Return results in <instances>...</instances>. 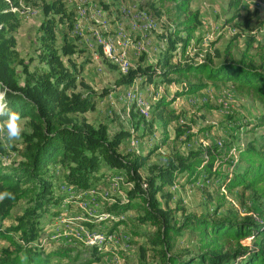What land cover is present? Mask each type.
Here are the masks:
<instances>
[{
  "label": "trees",
  "instance_id": "16d2710c",
  "mask_svg": "<svg viewBox=\"0 0 264 264\" xmlns=\"http://www.w3.org/2000/svg\"><path fill=\"white\" fill-rule=\"evenodd\" d=\"M156 1L165 6V12L174 24L166 35L163 58L153 65L129 68L116 78L115 86L130 84L136 78L153 82L160 76L168 83L186 78L172 96L160 95L154 103L153 111L164 125L180 117L172 106L176 98L192 95L209 82L230 81L264 103V51L259 54V62L255 61L249 52L250 41L238 58L226 52L228 56L219 62L205 56L200 61L174 63L172 58L178 43L183 54L194 39L199 11L189 7V0ZM257 1L264 4V0ZM239 3L240 0H233L232 7L236 10ZM8 6L6 1L0 0V90L7 108L18 110L28 120L29 131L23 135L21 159L10 164L0 161V192L8 189L15 194V199L0 202V264H20L25 255L28 256L27 264H90L98 261L102 254H95L96 246H84L89 252H83L84 256H81L82 251L73 253L75 248L70 246L46 250L39 238L40 219L60 201L53 193L54 180L62 176L73 186L87 188L108 174V170L116 169L126 172L132 188L125 191L126 201L117 199L107 203L105 211L121 216L135 209L138 222L152 228L147 238L152 260L140 264H264V217L246 216L237 220L236 217L197 215L180 204L171 206L170 193L161 194L164 199L157 196L180 177L193 183L203 176L229 192L242 187L264 198V143L259 147L248 143L236 148V164L228 148L208 143L185 155L175 153L164 162L147 165L149 157L146 154H135L120 146L126 133L110 132L103 122L94 126L77 118L78 113L93 110L95 98L109 94L110 90L105 88L98 92L83 81H80L83 90H77L76 70L71 71L61 59V56L76 53L77 48L67 39L66 33L61 46H56L54 41L58 21L68 23L67 29L72 28V14L66 11L64 3L61 0L43 3L39 27L41 49L37 58L46 67L29 72L24 65L26 75L22 82L16 72L17 64L22 60H16L15 41L6 30L13 17L11 10L6 9ZM5 118L0 116V119ZM261 119L264 121V116ZM56 163L62 166L61 176L49 168ZM145 165L147 173L143 175L140 170ZM57 209L53 211L54 215L60 213ZM124 223V219L112 220L106 226L105 234ZM184 232L196 238L192 251L176 249ZM247 238L249 240L244 242Z\"/></svg>",
  "mask_w": 264,
  "mask_h": 264
},
{
  "label": "rangeland",
  "instance_id": "374dc122",
  "mask_svg": "<svg viewBox=\"0 0 264 264\" xmlns=\"http://www.w3.org/2000/svg\"><path fill=\"white\" fill-rule=\"evenodd\" d=\"M4 1L9 4L6 9L13 14L6 30L7 35L14 38L16 60H22L16 67L22 82L26 75L24 65L29 72L46 67L38 62L37 55L41 49L42 5L50 0ZM61 1L66 11L72 14V28L67 29L68 23L59 22L56 16L54 41L56 46H61L66 33L67 39L77 48L76 53L61 56L64 65L77 72V90H83L80 81L98 92L105 88L110 90L109 94L95 98L93 110L78 113L77 118L94 126L103 122L110 132L126 133L120 146L135 154H146L149 157L147 165L164 162L175 153L185 155L208 143L228 148L236 164V148L248 143L259 147L264 143V121L261 119L264 103L230 81L209 82L204 89L192 95L176 98L172 106L180 117L167 125L154 113V103L160 95L172 96L180 88V83L187 81L186 78L172 83L160 76L153 82L136 78L130 84L115 86L116 78L129 68L153 65L163 58L166 35L174 26L165 6H160L156 0ZM232 2L189 0V7L199 11V25L183 54L178 43L172 58L174 63L200 61L205 56L219 62L228 56L226 52L238 58L250 41L252 47L249 52L259 62V54L264 51V4L257 0H240L235 10ZM5 108L7 105L0 90V109ZM24 124L28 132L26 118ZM23 139L8 147L0 137V161L3 164L21 159ZM146 167L141 168V174L147 173ZM49 168L55 175H62L60 163ZM108 171L87 188L73 186L62 176L53 181V193L60 201L54 203L50 211H45L40 219L42 230L39 238L46 250L60 245L70 246L75 248L73 253L82 251L81 256H84L83 252L89 254L84 246H96L95 254L102 255L90 264H140L152 260V253L147 249L148 233L152 228L138 222L137 211L131 209L121 216L105 211L107 203L117 199L126 201L125 191L132 188L125 171ZM164 193L172 195L171 206L180 204L197 215L236 217L237 220L246 216L264 217L263 197L242 187L229 192L203 176L193 183L180 177L157 196L164 199ZM56 208L60 213L54 215ZM119 219H124L125 223L105 234L106 226ZM195 246L196 238L184 232L176 249L192 251ZM100 251L102 253H98Z\"/></svg>",
  "mask_w": 264,
  "mask_h": 264
},
{
  "label": "clouds",
  "instance_id": "9594fccd",
  "mask_svg": "<svg viewBox=\"0 0 264 264\" xmlns=\"http://www.w3.org/2000/svg\"><path fill=\"white\" fill-rule=\"evenodd\" d=\"M0 116L6 117L5 120L0 121V137L8 147H12L23 138L27 128L24 124V118L18 110L2 109ZM4 199H15V194L8 189L0 192V202ZM28 256L25 255L20 264H27Z\"/></svg>",
  "mask_w": 264,
  "mask_h": 264
}]
</instances>
